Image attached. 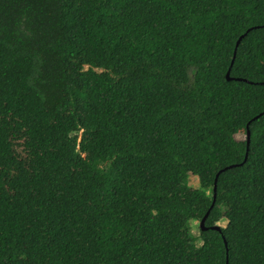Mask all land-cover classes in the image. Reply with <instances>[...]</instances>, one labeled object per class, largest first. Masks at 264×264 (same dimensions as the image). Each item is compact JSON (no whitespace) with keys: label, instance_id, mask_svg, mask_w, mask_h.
<instances>
[{"label":"trees","instance_id":"1","mask_svg":"<svg viewBox=\"0 0 264 264\" xmlns=\"http://www.w3.org/2000/svg\"><path fill=\"white\" fill-rule=\"evenodd\" d=\"M261 114L264 0H0V264H264Z\"/></svg>","mask_w":264,"mask_h":264},{"label":"water","instance_id":"2","mask_svg":"<svg viewBox=\"0 0 264 264\" xmlns=\"http://www.w3.org/2000/svg\"><path fill=\"white\" fill-rule=\"evenodd\" d=\"M253 30H254V29H250V30H249L246 34H244V35L240 38V40L238 41V44H237V47H236V50H235L234 60H233V63H232L231 69H230V71H229V73H228V80H229V81H233V80H235V79L231 78V70H232V67L234 66V63H235V60H236V57H237V51H238V48H239L241 42H242V41L246 38V36H247L250 32H252ZM238 81H239V80H238ZM263 115H264V114L259 115V116L256 117L253 121H251V122L249 123V125H248V134H247V136H248V149H247L246 160L244 161V163H243L242 165H244L245 163H247L248 158H249L250 144H251V131H250V125H251L253 122L259 120L261 117H263ZM242 165H240V166H242ZM236 167H237L236 165H235V166H232V167H229V168H227V169L221 171V172L217 175L216 182H215V189H214V190H215V200H214V203H213V205H212L211 210L215 207V204H216L217 190H218V181H219V177H220V175L223 174L224 172H226V171H228V170H230V169L236 168ZM211 210L208 212V214L205 216V218L200 222V228H201V230H202L203 232H206V231H208V230L210 229V228L207 227L206 223H207V220H208V218H209V216H210ZM222 228H223V227L220 226L219 224H217V225L214 226V227H211L212 230H214V231H218V232H221V231H222ZM225 242H226V246L228 247V243H227L226 240H225Z\"/></svg>","mask_w":264,"mask_h":264},{"label":"rangeland","instance_id":"3","mask_svg":"<svg viewBox=\"0 0 264 264\" xmlns=\"http://www.w3.org/2000/svg\"><path fill=\"white\" fill-rule=\"evenodd\" d=\"M237 140L238 141H243L246 139V135L244 134H239L236 136ZM190 184L192 187L194 188H199L200 186V180L197 176H192L190 177ZM220 226L222 227H226L227 226V222L225 221H222L221 223H219ZM192 230H193V235L195 237H199L200 236V231H201V228H200V222H192ZM202 242L199 243V245H201Z\"/></svg>","mask_w":264,"mask_h":264}]
</instances>
